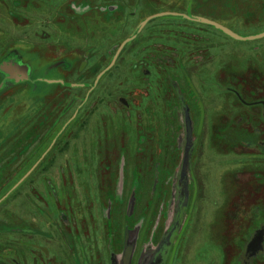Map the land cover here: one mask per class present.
I'll use <instances>...</instances> for the list:
<instances>
[{"label":"rangeland","instance_id":"1","mask_svg":"<svg viewBox=\"0 0 264 264\" xmlns=\"http://www.w3.org/2000/svg\"><path fill=\"white\" fill-rule=\"evenodd\" d=\"M166 12L264 32V0H0V264H252L264 37L137 33Z\"/></svg>","mask_w":264,"mask_h":264},{"label":"water","instance_id":"2","mask_svg":"<svg viewBox=\"0 0 264 264\" xmlns=\"http://www.w3.org/2000/svg\"><path fill=\"white\" fill-rule=\"evenodd\" d=\"M165 16H171V17H179V18H182V19H185V20H188V21H191V22H195V23H199V24H203V25H206V26H211V27H214L220 31H222L223 33H225L226 35H228L229 37L235 39V40H240V41H246V40H253V39H257V38H262L264 37V32L263 33H260V34H257L255 36H239L237 34H235L234 32H232L230 29L224 27L223 25L217 23V22H214V21H211V20H208V19H205V18H200V17H189L185 14H180V13H172V12H166V13H161V14H157V15H153V16H150L148 18H146L141 24H140V27L137 31V33H139V31L142 29V27H144L146 25L147 22H149L150 20L154 19V18H158V17H165ZM135 36H133L132 38H128L126 39L122 44L121 46L119 47V49L117 50L116 54L114 55L113 57V60L111 62V64L98 76V78L104 73L106 72L115 62L118 54L120 53V51L123 49V47L125 46V44H127L128 42H130L133 38H135ZM97 78V79H98ZM97 81V80H96ZM71 87H76L75 85H71Z\"/></svg>","mask_w":264,"mask_h":264},{"label":"flooded vegetation","instance_id":"3","mask_svg":"<svg viewBox=\"0 0 264 264\" xmlns=\"http://www.w3.org/2000/svg\"><path fill=\"white\" fill-rule=\"evenodd\" d=\"M83 85H81V87H82ZM248 170H250V169H248ZM250 171H255V170H250ZM255 177H259L260 175L258 174V173H256V171H255ZM256 178V179H257ZM254 188L256 189V190H254L253 192H257L258 191V189H259V186L258 185H256V186H254ZM243 204L241 203V205L238 207V205H236V206H233V208H235V209H237V207H238V209L242 206ZM242 209V208H241ZM239 213L240 212H238V214L237 213H235V214H237V215H239ZM231 215H233V216H235L232 212H231ZM233 220H235V219H233ZM263 224V223H262ZM262 224L261 223H258L257 224V226L255 227V228H253V230H252V232H250L247 236H248V238L251 240L252 239V241L253 242H258L259 244H258V247L257 248H255L253 251H252V253L250 254V256H251V258H250V260L252 261V264H259L258 263V261L260 260V258L264 255V230L263 231H261V227H262ZM264 225V224H263ZM257 234V235H256ZM245 244V243H244ZM243 244V245H244ZM256 247V246H255ZM242 251H244V246H243V250H241L240 252H239V257L241 256V254L243 253ZM224 253V252H223ZM225 253H226V250H225ZM224 253V254H225ZM224 254H223V257H224ZM238 257V258H239Z\"/></svg>","mask_w":264,"mask_h":264},{"label":"trees","instance_id":"4","mask_svg":"<svg viewBox=\"0 0 264 264\" xmlns=\"http://www.w3.org/2000/svg\"><path fill=\"white\" fill-rule=\"evenodd\" d=\"M166 17H170L172 19H180V20H182V18H179V17H171V16H166Z\"/></svg>","mask_w":264,"mask_h":264}]
</instances>
